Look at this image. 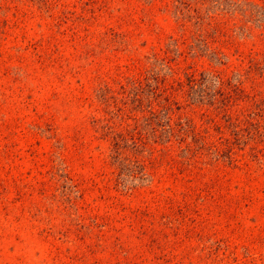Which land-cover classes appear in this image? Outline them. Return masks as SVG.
<instances>
[{
  "label": "rangeland",
  "instance_id": "rangeland-1",
  "mask_svg": "<svg viewBox=\"0 0 264 264\" xmlns=\"http://www.w3.org/2000/svg\"><path fill=\"white\" fill-rule=\"evenodd\" d=\"M251 1L237 22L244 0H0V264H264V0ZM216 71L236 134L176 89ZM137 79L173 97L158 115L174 134L207 124L193 142L229 137L233 161H182L176 136L116 161L99 88L140 115Z\"/></svg>",
  "mask_w": 264,
  "mask_h": 264
},
{
  "label": "trees",
  "instance_id": "trees-1",
  "mask_svg": "<svg viewBox=\"0 0 264 264\" xmlns=\"http://www.w3.org/2000/svg\"><path fill=\"white\" fill-rule=\"evenodd\" d=\"M34 1V3L37 4L38 10L40 12H48L49 11V4L47 3V0H31ZM252 4L255 5L252 1L249 2V0H244V2H236V10H239L235 17H237V22L242 20L244 16H248L246 20H250L254 15H252V11L248 10V6ZM4 6L0 4V11H3ZM196 15V14H195ZM216 16H213L210 18V21L213 23V19H215ZM198 20H200V17H197ZM197 20V21H198ZM209 21V22H210ZM186 76V74H185ZM139 78V77H137ZM139 80V79H137ZM225 80L223 76L220 75V72L215 73H201V75L196 76L193 73H188L185 80H179L178 85L176 89L182 90L185 95L186 101L189 102V105L193 108L199 107V108H212V110H216V115H221V112H223V115H226L224 117V123L227 127H229L231 133L236 134L237 128H233L231 120V115L227 112L228 110V101L225 99ZM139 86L140 94L136 95L134 98V104L131 106L132 109H139L141 111V114H131L129 111L131 109L128 108V102L123 99V104L121 101H117L115 98V92L112 91L107 85H101L100 90L103 92L105 90L104 99L105 103H108V105H113V109H109L108 105L106 104V110L112 112L113 115H105L102 118V122H105L103 127H107L105 129V132L103 133L102 137L105 139H111V146L112 150L114 152L113 157H115L117 160H122L125 158H129L132 160H137L136 158H130L131 156L139 157L136 153L137 150L143 148L144 150L152 151L154 147L152 144L160 142V138L167 137L166 141L172 142L173 136L178 137L177 141H174L170 145L173 146L174 149H177V154L182 155V158L180 159L182 161H186V158L191 157L194 155H203L205 156L210 162H216L218 163L221 159H227L233 161L234 159V149L233 146H231V140L228 139L229 137H224L225 140L223 142H220L223 145H219L218 142L210 143L207 146V141H203L199 143L193 142V140L198 141L200 137H205V134L207 133L208 125L205 124L201 129H198L196 127L195 123L192 122H184L185 126L182 128V133L177 136V134H174V130L172 129V117L171 114L167 115V118L163 120V122L160 119L159 110L161 109L163 111L168 110V104L172 101L173 97H170V94H167L165 90L162 88V85L160 82L156 83V86H154L153 89L146 90L143 85L141 86L142 82L141 80L137 81ZM165 87V86H164ZM147 93L145 92V90ZM187 90V93H186ZM114 92V93H113ZM109 93V95L107 94ZM172 94V93H171ZM228 96V95H227ZM230 96V95H229ZM190 99H188V98ZM116 101V102H115ZM116 103V104H115ZM104 104V102H103ZM156 106L160 107L159 109L156 108ZM109 113V114H110ZM220 113V114H219ZM127 117V120L126 118ZM118 118V120H117ZM133 118L134 122L141 123L144 122L146 124V128L142 131L138 130V126L136 125L134 128L130 126L131 119ZM206 118V117H204ZM203 118V119H204ZM209 118V117H208ZM210 119V118H209ZM214 119V118H213ZM210 121H213L212 118ZM214 119V123H215ZM98 122V121H95ZM113 124H115L113 126ZM118 125L122 126L121 128H117ZM124 127V131H123ZM218 133L222 135L223 128L218 127L217 128ZM188 131V132H187ZM187 132V134H186ZM209 132V131H208ZM188 134L191 135L192 139L188 142L186 141V137H189ZM128 135V137H127ZM220 135V136H221ZM172 137V138H171ZM128 138L132 141V144L128 143ZM171 138V139H170ZM220 140V141H221ZM162 147H166L165 144ZM162 147H158L157 149H161ZM155 149V148H154ZM225 151V153H224ZM184 152V154H183ZM153 155V154H152ZM153 181V178H149L147 183H151ZM128 187V186H127ZM131 188V187H130ZM68 208V207H67Z\"/></svg>",
  "mask_w": 264,
  "mask_h": 264
}]
</instances>
